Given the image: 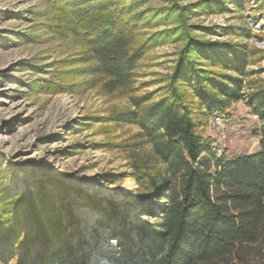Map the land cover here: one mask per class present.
Instances as JSON below:
<instances>
[{"label":"rangeland","instance_id":"374dc122","mask_svg":"<svg viewBox=\"0 0 264 264\" xmlns=\"http://www.w3.org/2000/svg\"><path fill=\"white\" fill-rule=\"evenodd\" d=\"M239 2L151 0L140 10L146 19L157 16L144 33L151 38L175 27L179 13L159 19L178 7L197 37L255 51L243 79L262 82L264 0ZM228 28H244L250 36H225ZM205 30L219 33L204 36ZM65 32L47 0H0V202L20 196L25 212H60L67 239L78 241L88 264H130V256L143 248L142 231H154L146 209L158 212L164 205L154 194L143 196L134 165L156 157L140 129L112 122L113 114L134 110V104L105 92L107 79L91 72L95 63H87L88 48ZM184 43L170 37L145 55L136 96L167 85ZM221 117V129L211 116L201 130L213 151L230 161L260 151L263 125L245 99L229 102ZM43 190L49 197L44 205ZM241 256L238 264H264V245L248 246Z\"/></svg>","mask_w":264,"mask_h":264},{"label":"trees","instance_id":"16d2710c","mask_svg":"<svg viewBox=\"0 0 264 264\" xmlns=\"http://www.w3.org/2000/svg\"><path fill=\"white\" fill-rule=\"evenodd\" d=\"M47 1L61 29L88 48L87 63H95L91 72L107 79L105 92L134 104V110L113 114L112 122L140 129L156 157L134 165L143 196L154 194L164 205L158 212L146 209L154 231H142L143 248L130 256V264L242 263L243 250L264 245V81L243 79L257 53L246 44L197 37L178 7L159 19L179 13L175 27L147 38L144 29L157 15L146 19L140 8L151 0ZM231 1L239 6V0ZM223 32L250 36L244 28ZM170 37L185 43L167 85L136 96L138 67ZM244 99L263 125L260 151L230 161L213 151L201 130L209 117L225 115L229 102ZM44 192L43 205L49 199ZM24 204L20 196L0 202L1 264H55L56 258L58 264H88L78 241L67 239L60 212H25Z\"/></svg>","mask_w":264,"mask_h":264},{"label":"built area","instance_id":"2783aa9c","mask_svg":"<svg viewBox=\"0 0 264 264\" xmlns=\"http://www.w3.org/2000/svg\"><path fill=\"white\" fill-rule=\"evenodd\" d=\"M214 125L218 128V129H221L223 127V120H222V117L220 116H216L214 118Z\"/></svg>","mask_w":264,"mask_h":264},{"label":"bare ground","instance_id":"6f19581e","mask_svg":"<svg viewBox=\"0 0 264 264\" xmlns=\"http://www.w3.org/2000/svg\"><path fill=\"white\" fill-rule=\"evenodd\" d=\"M131 186L133 185L134 186V184L132 183V184H130ZM127 187V186H126Z\"/></svg>","mask_w":264,"mask_h":264}]
</instances>
